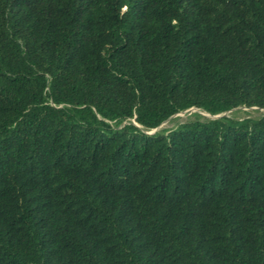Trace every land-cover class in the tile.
I'll use <instances>...</instances> for the list:
<instances>
[{"label": "trees", "instance_id": "1", "mask_svg": "<svg viewBox=\"0 0 264 264\" xmlns=\"http://www.w3.org/2000/svg\"><path fill=\"white\" fill-rule=\"evenodd\" d=\"M264 0H0V264H264Z\"/></svg>", "mask_w": 264, "mask_h": 264}, {"label": "rangeland", "instance_id": "2", "mask_svg": "<svg viewBox=\"0 0 264 264\" xmlns=\"http://www.w3.org/2000/svg\"><path fill=\"white\" fill-rule=\"evenodd\" d=\"M219 115V114H217ZM217 115H212L210 113H207L201 109L198 108H189L183 111H179L178 113L170 116L168 119L163 121L157 128L154 129V131L159 130H167L170 129L177 124L184 122L188 119L193 118H199V119H206V118H214ZM225 116L233 117V118H243L246 116L251 117H257L260 115H264V108L263 109H257L256 107H245V106H239L234 109H231L227 112H224Z\"/></svg>", "mask_w": 264, "mask_h": 264}, {"label": "water", "instance_id": "3", "mask_svg": "<svg viewBox=\"0 0 264 264\" xmlns=\"http://www.w3.org/2000/svg\"><path fill=\"white\" fill-rule=\"evenodd\" d=\"M223 115H224V113L219 114V115L215 116L214 118H218V117H221V116H223ZM154 132H155L154 129H152V130L148 131L147 133H148V134H151V133H154Z\"/></svg>", "mask_w": 264, "mask_h": 264}]
</instances>
